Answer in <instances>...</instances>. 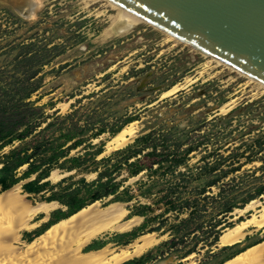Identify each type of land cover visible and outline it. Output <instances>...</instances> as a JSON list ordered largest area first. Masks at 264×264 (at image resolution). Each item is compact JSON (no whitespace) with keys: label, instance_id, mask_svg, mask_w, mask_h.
<instances>
[{"label":"rangeland","instance_id":"obj_1","mask_svg":"<svg viewBox=\"0 0 264 264\" xmlns=\"http://www.w3.org/2000/svg\"><path fill=\"white\" fill-rule=\"evenodd\" d=\"M115 14L100 0H44L35 16L26 17L13 4L0 0V118L35 109L32 125L20 129L25 137L4 147L0 155L17 147L26 151L32 163L48 170L49 176L56 171V177L48 176V190H53L43 194L23 189V183L36 175L17 183L18 196L31 205L66 187L83 188L80 179L97 178L92 170L100 169L101 158L138 136L159 129L178 131L183 147L197 145L189 155V165L202 169L182 196L193 199V193H202L203 183L217 180L216 184L205 188L177 219L176 211L163 212L161 204L140 196L135 183L145 178L144 173L128 177L123 165L115 180L135 197L117 202L123 203L126 218L141 219L129 231L108 233L96 240L103 242L101 246H121L132 242L135 231L139 235L154 233L159 241L135 258L142 259V264H221L264 237V226L252 227L251 234L240 242L219 244L227 227L260 214L264 205V92L257 93L245 76L223 65L212 63L204 68L208 58L188 45L171 42L150 25L141 23L114 33L110 16ZM106 30L109 33L104 35ZM189 79L192 81L187 83ZM177 83L187 86L163 96ZM132 121L139 129L135 137L107 151V141ZM64 144L62 149L67 145L71 149H64L66 156L52 161L53 153ZM98 149L103 154L93 155ZM73 156L79 163L63 162ZM117 159L121 157L115 156L111 162ZM208 162L220 164L210 169L205 166ZM72 165L79 167L67 170ZM26 169L27 165L19 167L18 175ZM204 195L216 198L202 199ZM251 198L259 204L236 211ZM137 200L151 204L154 211L149 217L156 216L142 230L144 217L131 215ZM111 202H115L112 196L97 204L105 207ZM225 203L234 207L230 213L220 214ZM59 204L53 210L64 211L57 217L62 218L68 210ZM0 211H5L2 204ZM40 216L34 215L30 222H37ZM218 218L223 220L216 222ZM39 225L21 232V240L29 242L40 234L44 227ZM86 247L82 250L87 251Z\"/></svg>","mask_w":264,"mask_h":264},{"label":"bare ground","instance_id":"obj_2","mask_svg":"<svg viewBox=\"0 0 264 264\" xmlns=\"http://www.w3.org/2000/svg\"><path fill=\"white\" fill-rule=\"evenodd\" d=\"M3 1L11 4L14 2L26 3V17H33L37 10L42 7L44 0ZM100 1H104L116 11L115 15L110 16L114 33H123L138 24L141 25V23L147 24L162 32L171 42L188 45L193 51L208 58L204 64V68H208L213 63L217 66L223 65L243 75L236 69L210 57L197 47L145 21L138 15L117 6L115 3L109 0ZM105 33L104 35H107L109 30H106ZM243 76L248 79L249 83L254 84V90L257 93L261 94L264 92V85L262 83L246 75ZM190 81L192 79H189L187 83ZM185 85L186 83H177L163 92V96L170 95ZM138 130L136 121L125 124L119 132L107 141L105 149L108 151L112 150L113 146L117 148L127 144L135 137ZM50 176L56 177V171L53 170ZM17 190L18 184H15L0 192V204L5 207V211H0V264H121L126 260L141 256L147 249L159 241L156 234L143 233L128 244L112 246L111 243H107L97 249L83 251L82 248L86 244L88 245L92 239L112 232L121 233L129 231L134 223L141 219L138 216L126 218L127 211L123 203L117 201L111 202L105 207H99L98 201L90 203L75 213L56 220L40 234L34 236L29 242L22 241L21 232L30 231L40 221L45 220L44 217H41L37 222H30V219L34 215L39 213L47 214L50 210L59 207L60 204L55 200H43L28 205L26 201L21 200L18 196ZM258 204V200L252 199L243 208L236 209V211L242 212L254 208ZM258 215L254 213L251 217L241 220L231 227H227L220 234L219 244L230 245L240 242L251 234L252 227L258 229L264 226V205ZM159 264L166 263L162 262ZM222 264H264V237L261 241L248 245L231 257L226 258Z\"/></svg>","mask_w":264,"mask_h":264},{"label":"trees","instance_id":"obj_3","mask_svg":"<svg viewBox=\"0 0 264 264\" xmlns=\"http://www.w3.org/2000/svg\"><path fill=\"white\" fill-rule=\"evenodd\" d=\"M34 110V107H30L27 113L21 114L22 112H17L14 117H5V119L2 117L0 118V151L4 147L11 145L14 140L20 141L25 137H23V132L20 131V129L24 126L32 125L31 114L35 113ZM120 129L117 132H119ZM180 134V132L172 129H159L157 132L152 130L140 135L133 143L116 150L107 157L101 158L100 162L102 166L100 169L94 168L92 170L97 172V178L92 181H86L85 178L80 179L85 189H83L84 187L80 188L78 186L73 188L66 187L58 194L52 193L45 201L55 200L67 207L68 214L64 217L75 213L90 203L104 200L110 196H112V201H130L135 195L129 193V188L127 186H121V181L115 180L120 174L122 166L125 165L127 167L128 177L138 176L141 173L145 175V178H141L135 183L139 195L145 198H152V203L161 204L164 207L163 212L176 211V218L178 219L181 210L188 208L187 206H189L191 202H196L201 194L204 193L205 188L215 185L217 182L216 180L210 183H203L202 193H193V199L182 196L184 189L190 184L189 182L191 179L193 177L198 179L197 176L201 174L200 171L202 169L198 170L197 167L189 165V155L193 150H197V145L191 144L183 147L179 139ZM64 146L65 144L59 146L57 151L53 153L51 156L52 161H59L60 158L66 156V154H63V150L71 149V145H67L62 149ZM90 146L94 147V144H90ZM102 151L101 149L95 150L93 155H100ZM115 156L121 157V159H117L112 163L111 161ZM29 157L30 156L26 154L25 150L18 149L17 147L10 149L8 153L0 155V185L3 190L10 188L21 180L29 178L31 175H36V177L23 185V189L27 193L39 194L43 192L46 187L50 186L48 180L43 181L49 176L48 170L43 171L41 165L32 163ZM66 161L79 163V158L75 156L68 157L64 159L63 162ZM219 164L220 163L212 164L208 162L205 166L211 169ZM24 165H27V169L21 175H18L17 169ZM182 166L184 170L180 169ZM78 167L79 165H72L67 167V170ZM222 188L223 187H221V190ZM50 190H53V188ZM218 196L220 197V195ZM213 197L216 198L214 195H204L202 199ZM227 203L220 207V214L230 213L232 211L234 206L227 205ZM152 211H154V209L151 204L142 203L140 200L135 202L131 215H141L144 217V223L139 230L145 228L149 221L156 218V216L149 217V213ZM58 213L63 214L64 211L59 210ZM221 220H223V218H218L216 222H220ZM54 222L55 220H49L47 225L43 228V231ZM160 225L161 223L155 227V230H159ZM138 235L139 233L136 231L131 233L133 238ZM86 248L87 250L91 249L89 246ZM142 263V259H139V264Z\"/></svg>","mask_w":264,"mask_h":264},{"label":"water","instance_id":"obj_4","mask_svg":"<svg viewBox=\"0 0 264 264\" xmlns=\"http://www.w3.org/2000/svg\"><path fill=\"white\" fill-rule=\"evenodd\" d=\"M109 1L264 85V0Z\"/></svg>","mask_w":264,"mask_h":264},{"label":"crops","instance_id":"obj_5","mask_svg":"<svg viewBox=\"0 0 264 264\" xmlns=\"http://www.w3.org/2000/svg\"><path fill=\"white\" fill-rule=\"evenodd\" d=\"M43 181H47V179H45ZM26 182H28V181H26ZM25 183H23V185ZM47 190H48V187H46V189L43 192H40L39 194H43ZM29 194H33L34 195L35 193H29ZM40 214H41L40 218L41 217H44L45 218V220L40 221V225L39 226H42V227H45L47 225V223H48L49 220L57 219V217L59 215V213L57 211L53 210V209L50 210L49 212H47V214H45V213H40ZM40 218H39V220H40ZM27 232H30V231H27ZM102 243H103L102 241H98V240L95 239V240H91L88 243L87 246H92V245L95 246V247H91V249H93V248H99V247H101ZM96 244H99V245H96ZM121 264H139V259L133 258V259H130V260H126V261L122 262Z\"/></svg>","mask_w":264,"mask_h":264}]
</instances>
